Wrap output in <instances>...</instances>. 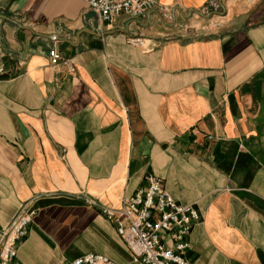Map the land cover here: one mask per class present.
<instances>
[{"label": "crops", "instance_id": "obj_1", "mask_svg": "<svg viewBox=\"0 0 264 264\" xmlns=\"http://www.w3.org/2000/svg\"><path fill=\"white\" fill-rule=\"evenodd\" d=\"M207 1L107 24L84 0H0V245L37 209L11 264H141L103 209L150 175L200 211L193 264H264V0Z\"/></svg>", "mask_w": 264, "mask_h": 264}, {"label": "built area", "instance_id": "obj_2", "mask_svg": "<svg viewBox=\"0 0 264 264\" xmlns=\"http://www.w3.org/2000/svg\"><path fill=\"white\" fill-rule=\"evenodd\" d=\"M103 23L111 24L123 14L131 17L144 15L159 5V0H84ZM221 0H208L204 12L216 13ZM163 18L172 19V10L161 6ZM218 23H211V28ZM131 44L146 47L142 36L133 37ZM51 62L62 60L58 49L51 50ZM67 62V61H66ZM70 70L75 68L70 66ZM6 69L0 65V76ZM104 214L117 225L119 235L126 242L134 261L141 264H193L186 257L191 243L189 236L201 218L194 204H182L164 188L162 180L150 175L147 183L124 199L118 209L104 208ZM37 214L31 202L24 203L9 225L1 233L0 264H11L19 244L26 238L29 226ZM68 264H118L100 253L82 255Z\"/></svg>", "mask_w": 264, "mask_h": 264}]
</instances>
